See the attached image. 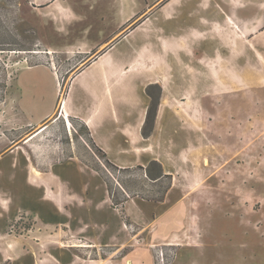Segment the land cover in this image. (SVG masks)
<instances>
[{
    "label": "crops",
    "instance_id": "crops-1",
    "mask_svg": "<svg viewBox=\"0 0 264 264\" xmlns=\"http://www.w3.org/2000/svg\"><path fill=\"white\" fill-rule=\"evenodd\" d=\"M43 1L45 19L72 39L52 45L41 38V51L80 59L66 70L62 97L64 76L53 58L9 63L14 68L7 69L0 95V158L20 163L41 201L16 204L0 185V264H152L151 244H165L191 226L185 194L169 187L163 200L131 198L120 209L101 176L75 154L52 167L50 181L35 186L29 145L67 113L83 122L111 162L158 161L162 110L157 103L143 134L151 103L145 88L173 80V65L198 63L206 111L208 97L225 91L227 80H245V71L264 92V0ZM69 23L80 26L70 32ZM161 165L167 175L169 159ZM17 210L55 231L33 240L11 236L5 228ZM123 214L142 226L141 238Z\"/></svg>",
    "mask_w": 264,
    "mask_h": 264
},
{
    "label": "rangeland",
    "instance_id": "rangeland-1",
    "mask_svg": "<svg viewBox=\"0 0 264 264\" xmlns=\"http://www.w3.org/2000/svg\"><path fill=\"white\" fill-rule=\"evenodd\" d=\"M43 2L0 0V95L6 86L7 69L14 68L9 63L24 59L36 62L41 58L54 59L64 76L61 97L65 92L69 81L66 70L80 56L41 51V38L52 45L72 39V34L57 33L55 25L45 19V13L39 9ZM79 26L69 23L67 27L72 32ZM169 69L173 80L158 81L145 88L151 98L150 108L159 103L162 110L159 152L155 155L158 164L112 162L119 168H131L117 171L106 164L102 153L90 143L83 122L65 115V119L61 117L52 123L29 145L32 159L28 164L37 170V176L29 179L35 186L39 181H50L52 167L75 154L82 159L80 164L94 169L103 180L101 174L106 176L111 195L119 201L124 198L158 201L173 187L186 196L191 226L186 227L188 232L172 237V242L182 245L151 244L152 264L162 263L160 250L164 264H264V92L257 91L255 81L248 79L245 71L247 80L240 83L227 80L225 91L219 95L215 91L208 97L206 111V103H201L200 98L199 64L173 65ZM149 124L145 125V131ZM168 159L167 175L156 182L146 177L145 168L156 174ZM22 172L20 163L12 165L0 158V185L5 187L6 195L16 204L41 201L34 188L25 182ZM123 204L118 208L122 209ZM123 216L130 232L141 238L142 226L131 224ZM5 229L11 236H32V240L41 233L55 231L24 210H17Z\"/></svg>",
    "mask_w": 264,
    "mask_h": 264
},
{
    "label": "trees",
    "instance_id": "trees-1",
    "mask_svg": "<svg viewBox=\"0 0 264 264\" xmlns=\"http://www.w3.org/2000/svg\"><path fill=\"white\" fill-rule=\"evenodd\" d=\"M154 105L151 106V108L149 107L148 111H147V115H146V120H145V125H147L148 123H150L153 119V116H154ZM85 127V125H84ZM85 130L87 132V135H88V131L85 127ZM143 134H146V131H145V128H143ZM89 137V141L90 143L95 147V149L99 152L102 153L103 157L105 158V161H106V164L114 169H117V171H129L131 168H128V167H124V168H119L118 166H116L115 164H113L106 156V153L101 149L99 148L98 146L95 145V143L92 141L91 137L88 135ZM151 164H158V162L156 160H151L150 162ZM140 169L142 168L141 166H138ZM145 174H146V177L149 178L151 181H158V179H160L161 177L165 176L163 175V173L160 171L156 174H153L150 172L149 168H145ZM102 177L104 178L106 184H107V187H108V191H109V195H110V198H111V202L114 206L118 207L120 205H122L124 203V201L126 200L125 198L122 199V200H118V199H115L112 195H111V186H110V182L109 180L106 178V176L104 174H101ZM166 192V191H165ZM163 197H160V198H157V200H161Z\"/></svg>",
    "mask_w": 264,
    "mask_h": 264
},
{
    "label": "bare ground",
    "instance_id": "bare-ground-1",
    "mask_svg": "<svg viewBox=\"0 0 264 264\" xmlns=\"http://www.w3.org/2000/svg\"><path fill=\"white\" fill-rule=\"evenodd\" d=\"M64 103H65V102H63V108H64ZM66 115H68V114L66 113ZM68 124H69V123H68ZM173 235H174V234H173ZM172 244L182 245V243H179V242H177V243L172 242V239H170V241H168L167 243H165V245H172Z\"/></svg>",
    "mask_w": 264,
    "mask_h": 264
},
{
    "label": "built area",
    "instance_id": "built-area-1",
    "mask_svg": "<svg viewBox=\"0 0 264 264\" xmlns=\"http://www.w3.org/2000/svg\"><path fill=\"white\" fill-rule=\"evenodd\" d=\"M158 256L160 257V260L162 262L161 264H164V261H163V252L161 250L158 252Z\"/></svg>",
    "mask_w": 264,
    "mask_h": 264
}]
</instances>
